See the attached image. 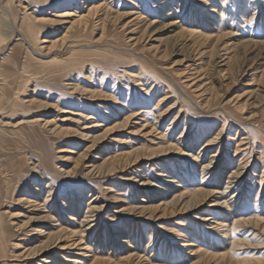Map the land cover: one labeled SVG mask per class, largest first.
<instances>
[{"label":"rangeland","instance_id":"374dc122","mask_svg":"<svg viewBox=\"0 0 264 264\" xmlns=\"http://www.w3.org/2000/svg\"><path fill=\"white\" fill-rule=\"evenodd\" d=\"M98 1L0 0V263L264 264V0Z\"/></svg>","mask_w":264,"mask_h":264},{"label":"bare ground","instance_id":"6f19581e","mask_svg":"<svg viewBox=\"0 0 264 264\" xmlns=\"http://www.w3.org/2000/svg\"><path fill=\"white\" fill-rule=\"evenodd\" d=\"M81 2H83V3H89L90 4V6H88V7H86L87 8V12L85 13V14H80V11L77 9L76 10V8H78V6L76 5V6H74L73 8H67V9H65V10H63V11H59V12H56V11H52V12H49L50 13V15L52 16V17H49V18H44V19H41V20H43V21H47V20H49L50 22H53V23H56V24H63V23H70V27L69 28H73V27H75V25L76 24H82V25H84L85 27L89 24V22H91V20L93 19V18H99V16H95L96 14H97V12L99 11V10H101L102 8H103V6L106 4V1H104V2H102V3H100L98 0H96V1H92V0H81ZM82 6V5H81ZM85 6V5H84ZM80 8V7H79ZM138 17V16H137ZM77 18V19H76ZM97 22H98V20H97ZM33 29V28H32ZM199 30H193V32L192 33H194V32H198ZM67 33V32H66ZM198 35V34H197ZM137 113V112H136ZM90 117H92V116H90ZM128 117V116H127ZM32 119V118H31ZM30 119V120H31ZM126 119V118H125ZM36 120V119H35ZM34 119L32 120V121H30V122H33V121H35ZM133 120V119H132ZM23 122V121H22ZM27 122V121H26ZM122 124V123H121ZM99 125H101V124H99ZM117 126H119V125H117ZM123 126H124V124H123ZM113 129V128H112ZM111 129V130H112ZM55 130V129H54ZM114 130V129H113ZM112 130V131H113ZM151 131V130H150ZM153 131V130H152ZM111 132V131H110ZM108 132H106V134H107ZM151 133V132H150ZM100 135H102V134H100ZM108 135V134H107ZM97 141V140H96ZM156 142V141H155ZM173 145V144H172ZM171 145V146H172ZM148 147V146H147ZM165 147V146H164ZM170 147V146H169ZM160 148V147H159ZM175 148V147H174ZM145 148H143V150H144ZM156 149V148H155ZM106 150V149H105ZM172 150V149H171ZM63 152L65 151V149L64 150H62ZM133 151V150H132ZM145 151H147V150H145ZM150 152V151H149ZM163 153V152H162ZM151 154V153H150ZM154 154V153H153ZM152 154V155H153ZM127 155H128V153H127ZM138 156V155H137ZM116 157V156H115ZM114 157V158H115ZM110 158V157H109ZM113 158V159H114ZM128 158V157H127ZM99 159H102V158H99ZM125 161V160H124ZM118 162H119V160H118ZM127 163V162H126ZM116 163L115 162H112V159L110 158V159H105V160H103V162L101 163V164H99L96 168H98V170H101V173H104V174H108V175H111L112 174V171H115V170H117V168H118V166L117 165H115ZM118 164V163H117ZM132 164V163H131ZM95 169V168H94ZM233 172L236 174L235 175V177H240V174L242 173L241 171H236V170H233ZM116 173V172H115ZM202 175V174H201ZM201 180V179H200ZM232 182V181H231ZM232 185V184H231ZM233 186V185H232ZM165 189V188H164ZM51 190V189H50ZM199 190V189H198ZM197 190V191H198ZM196 191V192H197ZM202 191V190H201ZM162 192V191H161ZM178 193H180V192H178ZM183 193V192H182ZM182 193H181V195H182ZM186 193V192H185ZM194 193V192H193ZM217 193V192H216ZM51 191L49 192V194H47L48 196H46L43 200H31V198H25V200H27V201H33L34 203V205H35V209H37V210H40V211H43V212H46L45 213V218H48L49 219V217H50V219H55L56 218V216L52 213V211H58V208L56 207V205H54V206H52V208H50V207H48V203H49V201H50V199H51ZM176 194L177 193H175V197H177V198H173L174 200L172 201L173 202V204H179V200H180V198H181V195L178 197V196H176ZM195 194V193H194ZM197 194V193H196ZM211 194V193H210ZM223 194V193H222ZM38 195V194H37ZM183 196V195H182ZM186 196V195H185ZM202 197H203V195H202ZM184 198V197H183ZM187 198V197H186ZM97 199V196H93V198H91L90 199V202L89 203H92V204H89L88 205V211H87V214L88 215H86V219H87V224L89 223L90 224V227H92V226H94L95 224H96V220L97 219H99V216H100V212H98V211H100L101 210V207L100 206H96V205H94V202H92V201H95ZM176 199H177V201H176ZM92 200V201H91ZM116 200V199H115ZM182 200V199H181ZM180 200V201H181ZM198 201V200H197ZM225 201V200H224ZM224 201H223V204H224ZM226 201H228V200H226ZM141 202H145L146 204H144V205H141V206H139L138 208H140V209H137V210H140V213H142V214H145V213H147L148 212V214H150V212L149 211H151L152 210V208H155L154 206H151L149 203H150V201H148V200H146V199H144V198H142L141 199ZM171 202V203H172ZM183 202V201H182ZM194 202V201H193ZM167 206H168V204L169 203H167V202H164ZM30 205V204H29ZM64 206L63 207H65V208H68L69 207V205L68 204H66V203H64L63 204ZM170 205V204H169ZM225 205V204H224ZM50 206V205H49ZM165 206V205H164ZM166 206V207H167ZM228 206V205H227ZM189 207V206H188ZM62 208V207H61ZM60 208V209H61ZM76 208H79V207H76ZM75 208V209H76ZM127 209H129V206H126V205H121V206H119V207H117V209L115 210V212H117V213H123L124 211H127ZM62 210V209H61ZM77 210H79V209H77ZM130 210V209H129ZM132 210V209H131ZM155 210V209H154ZM187 212V211H186ZM22 212H14V213H12V212H10V211H5L3 214H7L8 215V218H9V220L12 218V217H18V216H20V215H22L21 214ZM59 213H60V211H59ZM2 214V215H3ZM130 214V213H129ZM50 215V216H49ZM60 215V214H59ZM48 216V217H47ZM148 216V215H147ZM159 216V215H158ZM33 217V216H32ZM236 218V217H235ZM32 219V218H31ZM35 219V218H34ZM34 219H32L33 221H34ZM68 219L69 220H71V221H74V220H76V217L74 216V214H72V213H70V215L68 216ZM218 219V218H217ZM2 220V216L0 215V221ZM30 220V219H29ZM36 220V219H35ZM261 219H258L256 222H259ZM77 221V220H76ZM82 221H84V219L82 220ZM241 221V220H240ZM53 222V221H52ZM92 222V223H91ZM238 222V221H237ZM252 222H254L253 220H243L242 221V223L244 224V225H252V226H255L256 224L255 223H252ZM72 223V222H71ZM241 224V223H240ZM1 225V224H0ZM61 225H63V224H59V226H61ZM77 225V224H76ZM74 227V226H73ZM262 227V226H261ZM1 228V227H0ZM62 228V229H61ZM61 228H59V229H61V231L60 232H62V230H65V229H63V227L61 226ZM66 228V227H65ZM68 228V227H67ZM72 228V227H71ZM57 229H58V227H57ZM69 230H71V229H69ZM67 231V230H66ZM124 231V230H123ZM68 232H70V231H68ZM81 233L82 234V230H80V231H77V228L76 229H74V230H72L71 231V235L72 234H76V233ZM137 232V231H136ZM63 233V232H62ZM55 235V234H54ZM30 237V236H29ZM50 237H52V236H50ZM73 237V236H72ZM33 239V238H32ZM31 239V240H32ZM35 239V238H34ZM70 239V238H69ZM81 239V238H80ZM183 240V239H182ZM62 240H61V236H58V237H56L55 239H52V238H49V239H47L46 241H44L43 242V244H40L41 246H39L38 245V247H37V249H36V246H34V248L33 247H31L30 246V248H27L26 250H28L29 249V253L31 254L32 252L34 253L35 252V254H41V253H44V252H46V251H50V250H52V249H64L65 247L64 246H61L59 243L61 242ZM123 241V240H122ZM126 241V240H125ZM21 243V242H20ZM62 243V242H61ZM68 243V242H67ZM74 243V242H73ZM73 243H71V244H73ZM19 244V243H18ZM88 244V243H87ZM127 245H129V246H131V244L129 243V242H127ZM68 246V245H67ZM78 246V245H77ZM139 246V245H138ZM141 246H142V244H141ZM19 247V246H18ZM71 247V246H70ZM73 247V246H72ZM81 247V246H80ZM148 247V246H147ZM86 247H82V248H80V249H78L77 251H75V252H72L73 254H70V255H62V254H58V256H55V258L53 257V259H44L43 260V262L41 263V264H57V262H56V257L59 259V260H61V261H63V262H65V264H78V263H84L83 261H82V259H80V256H83L84 254H85V252H83V250L82 249H85ZM93 248V247H92ZM139 249V248H138ZM25 250V251H26ZM192 250V249H191ZM24 251V252H25ZM85 251V250H84ZM93 251V250H92ZM96 251V250H95ZM27 252V254H29ZM37 252V253H36ZM94 252V251H93ZM97 253H98V251H97ZM96 252L93 254V255H91V257H93L92 259H93V261H90V264H101V261L99 260V256H98V254H97ZM100 253V252H99ZM111 253V252H110ZM21 254H22V252H21ZM126 253H124V255H125ZM135 254V253H134ZM124 255H121V256H123V257H121L120 256V260H122L121 262L120 261H116L114 264H123V262H127L128 260H129V253H128V256H124ZM127 255V254H126ZM15 256H21L20 254H16ZM14 256V257H15ZM26 256V255H25ZM28 256V255H27ZM79 258H78V257ZM102 257V256H101ZM100 257V258H101ZM104 257V256H103ZM102 257V258H103ZM17 258V257H16ZM49 258H52V256L51 257H49ZM114 258V257H113ZM25 259V258H24ZM91 259V258H90ZM104 259V258H103ZM108 259V258H107ZM115 259V258H114ZM102 260V259H101ZM116 260V259H115ZM114 260V261H115ZM201 260V259H200ZM99 261H100V263H99ZM107 261V260H106ZM134 261V260H133ZM145 261V260H144ZM89 262V261H88ZM113 262V261H112ZM109 263H110V261H109ZM0 264H5V263H0ZM17 264V263H16ZM58 264H62V263H58ZM85 264V263H84ZM105 264V263H104Z\"/></svg>","mask_w":264,"mask_h":264}]
</instances>
